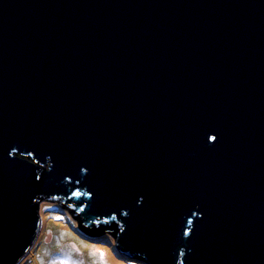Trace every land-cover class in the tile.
<instances>
[{
	"label": "water",
	"instance_id": "1",
	"mask_svg": "<svg viewBox=\"0 0 264 264\" xmlns=\"http://www.w3.org/2000/svg\"><path fill=\"white\" fill-rule=\"evenodd\" d=\"M43 200L143 264H264V0H0V264Z\"/></svg>",
	"mask_w": 264,
	"mask_h": 264
},
{
	"label": "rangeland",
	"instance_id": "2",
	"mask_svg": "<svg viewBox=\"0 0 264 264\" xmlns=\"http://www.w3.org/2000/svg\"><path fill=\"white\" fill-rule=\"evenodd\" d=\"M38 211V237L15 264H106L105 253L122 264H143L118 253L109 232L82 237L77 220L55 201H40Z\"/></svg>",
	"mask_w": 264,
	"mask_h": 264
},
{
	"label": "bare ground",
	"instance_id": "3",
	"mask_svg": "<svg viewBox=\"0 0 264 264\" xmlns=\"http://www.w3.org/2000/svg\"><path fill=\"white\" fill-rule=\"evenodd\" d=\"M114 259H111L110 255L108 253H105L106 264H122L119 260H117V259L114 260Z\"/></svg>",
	"mask_w": 264,
	"mask_h": 264
}]
</instances>
